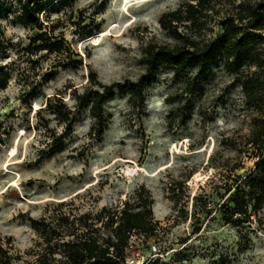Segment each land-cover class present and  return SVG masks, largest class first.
Segmentation results:
<instances>
[{
	"label": "rangeland",
	"instance_id": "374dc122",
	"mask_svg": "<svg viewBox=\"0 0 264 264\" xmlns=\"http://www.w3.org/2000/svg\"><path fill=\"white\" fill-rule=\"evenodd\" d=\"M185 1L49 5L40 14L43 30L71 47L58 53L37 49L19 0H0V242L12 237L25 252L39 241L34 220L122 208L145 189L160 229L133 234L124 264H264V205L251 220L226 222L221 213L229 185L258 160L245 146L254 113L238 78L220 59L201 76L170 63L147 70L151 45L179 43L160 17ZM214 19L207 37L221 30ZM143 76L144 102L127 89L106 102L101 137L89 134L90 107L69 132L52 112L56 98L74 109L76 96L98 82L129 87Z\"/></svg>",
	"mask_w": 264,
	"mask_h": 264
},
{
	"label": "trees",
	"instance_id": "16d2710c",
	"mask_svg": "<svg viewBox=\"0 0 264 264\" xmlns=\"http://www.w3.org/2000/svg\"><path fill=\"white\" fill-rule=\"evenodd\" d=\"M20 21L36 30L38 50L62 53L71 47L64 37L44 31L40 14L49 5H69L73 0H19ZM215 18V19H214ZM220 32L207 37L212 20ZM160 24L173 33L175 46L151 45L146 54L149 74L161 63L196 69L197 75L213 71L220 59L223 69L235 75L246 104L253 109V129L245 142L258 156L255 169L243 180L230 184L221 213L226 222L252 215L264 205V0H187L177 9L165 12ZM183 25L185 31H179ZM92 77L97 78L93 73ZM147 76L127 86L122 82L92 85L76 96L74 109L59 97L52 112L63 120L69 132L78 114L90 107L95 118L89 134L101 137L106 125L105 104L120 90H128L132 99L144 102ZM51 108L52 102L47 103ZM60 107V108H59ZM59 108V109H58ZM60 140L54 153L63 148ZM153 198L142 189L122 208L104 206L96 214L74 215L60 212L55 218L34 220L39 241L25 252L16 251L12 237L0 242V264H124L133 234L157 235L160 223L154 219ZM133 264V263H132ZM146 264L160 263L159 259Z\"/></svg>",
	"mask_w": 264,
	"mask_h": 264
},
{
	"label": "bare ground",
	"instance_id": "6f19581e",
	"mask_svg": "<svg viewBox=\"0 0 264 264\" xmlns=\"http://www.w3.org/2000/svg\"><path fill=\"white\" fill-rule=\"evenodd\" d=\"M157 207V206H156ZM156 209H158V207L156 208ZM156 209H154V210H156ZM158 215V214H157Z\"/></svg>",
	"mask_w": 264,
	"mask_h": 264
},
{
	"label": "built area",
	"instance_id": "2783aa9c",
	"mask_svg": "<svg viewBox=\"0 0 264 264\" xmlns=\"http://www.w3.org/2000/svg\"><path fill=\"white\" fill-rule=\"evenodd\" d=\"M132 264V263H131Z\"/></svg>",
	"mask_w": 264,
	"mask_h": 264
}]
</instances>
